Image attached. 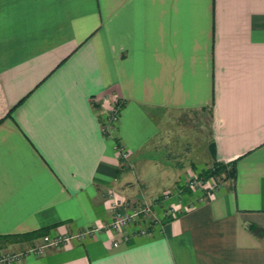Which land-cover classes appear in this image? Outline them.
Returning <instances> with one entry per match:
<instances>
[{
  "label": "crops",
  "instance_id": "0c3cea01",
  "mask_svg": "<svg viewBox=\"0 0 264 264\" xmlns=\"http://www.w3.org/2000/svg\"><path fill=\"white\" fill-rule=\"evenodd\" d=\"M175 112L207 113L209 161L234 166L207 199L160 200L183 178L157 144ZM151 198L146 235L12 264H264V0H0V235L73 234Z\"/></svg>",
  "mask_w": 264,
  "mask_h": 264
},
{
  "label": "rangeland",
  "instance_id": "374dc122",
  "mask_svg": "<svg viewBox=\"0 0 264 264\" xmlns=\"http://www.w3.org/2000/svg\"><path fill=\"white\" fill-rule=\"evenodd\" d=\"M160 120L161 137L157 144L164 146L165 151H162V153H168L171 161L179 165L183 171V178L175 185V192H169V195L179 197L184 192H202V199L209 198L225 179H222V176L204 177L201 175V172L211 168L213 165L209 161V154L206 149V142L209 140L208 114L206 113L204 116H201L198 113L175 112L171 115L165 114L163 116L161 114ZM195 179L197 180L196 184L189 188L186 184H188V181ZM208 186H212V189H208ZM183 188L189 189L184 191ZM156 200V198H151L143 201L157 203L159 200ZM160 200H164V198ZM124 204L131 206V204L126 202ZM167 207L169 208V205ZM23 243L17 242L14 238L10 237L2 242L0 250H19V246H22Z\"/></svg>",
  "mask_w": 264,
  "mask_h": 264
},
{
  "label": "built area",
  "instance_id": "2783aa9c",
  "mask_svg": "<svg viewBox=\"0 0 264 264\" xmlns=\"http://www.w3.org/2000/svg\"><path fill=\"white\" fill-rule=\"evenodd\" d=\"M116 118L117 110L113 109L109 114V120L114 122L116 121ZM121 156L125 157V152L121 151ZM196 181V179L190 180L186 185L191 188L196 184ZM211 187L212 186H208V189H212ZM169 197V192L162 194V198L164 199ZM155 204L156 203H153L152 201H143L139 205L126 206L124 201L114 200L111 203L112 215L108 222L93 225L90 228H86L83 231L73 234H45L41 236V240L38 244L28 246L23 250H0V264H12L29 254L41 256L44 255L48 249L60 248L62 245L67 244L72 240L80 239L102 230L119 233L124 240L128 238L130 233L146 235L157 221L154 211ZM168 210L170 216H176L177 210L175 207L169 206Z\"/></svg>",
  "mask_w": 264,
  "mask_h": 264
},
{
  "label": "trees",
  "instance_id": "16d2710c",
  "mask_svg": "<svg viewBox=\"0 0 264 264\" xmlns=\"http://www.w3.org/2000/svg\"><path fill=\"white\" fill-rule=\"evenodd\" d=\"M208 152L209 153L212 152V142L211 141L208 143ZM201 175H203L204 177H209V176L211 177L220 176L221 177L222 176L221 177L222 179H228V178H233L235 176V169L232 164H225L222 162L215 161L213 162L212 167L208 168L204 172H201ZM189 188H183V190L186 191ZM161 197L162 195L160 196V198ZM49 229L50 227L47 226V227H42L36 230H32V231L20 233V234L0 235V248H1L2 242L6 240L7 238L12 237L17 242H31L32 240L37 239L47 234Z\"/></svg>",
  "mask_w": 264,
  "mask_h": 264
}]
</instances>
